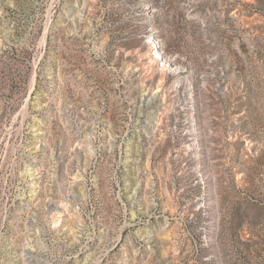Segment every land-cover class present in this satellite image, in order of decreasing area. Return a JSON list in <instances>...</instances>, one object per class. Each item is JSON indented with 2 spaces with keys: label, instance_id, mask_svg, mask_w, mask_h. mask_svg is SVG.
<instances>
[{
  "label": "rangeland",
  "instance_id": "obj_1",
  "mask_svg": "<svg viewBox=\"0 0 264 264\" xmlns=\"http://www.w3.org/2000/svg\"><path fill=\"white\" fill-rule=\"evenodd\" d=\"M0 264H264V0H0Z\"/></svg>",
  "mask_w": 264,
  "mask_h": 264
},
{
  "label": "built area",
  "instance_id": "obj_2",
  "mask_svg": "<svg viewBox=\"0 0 264 264\" xmlns=\"http://www.w3.org/2000/svg\"><path fill=\"white\" fill-rule=\"evenodd\" d=\"M150 35L147 36L146 42L150 45L149 56L156 66V69L162 73L174 71L176 67L174 57L165 54L162 44L156 40L153 41L152 38L154 36L152 37Z\"/></svg>",
  "mask_w": 264,
  "mask_h": 264
},
{
  "label": "bare ground",
  "instance_id": "obj_3",
  "mask_svg": "<svg viewBox=\"0 0 264 264\" xmlns=\"http://www.w3.org/2000/svg\"><path fill=\"white\" fill-rule=\"evenodd\" d=\"M150 36H152V37H153L154 35H150ZM27 253H28V252H27Z\"/></svg>",
  "mask_w": 264,
  "mask_h": 264
}]
</instances>
